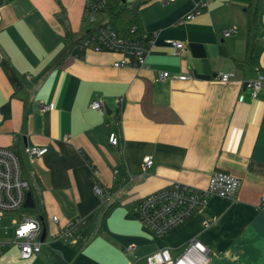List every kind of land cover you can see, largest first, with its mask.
<instances>
[{"label":"crops","instance_id":"crops-1","mask_svg":"<svg viewBox=\"0 0 264 264\" xmlns=\"http://www.w3.org/2000/svg\"><path fill=\"white\" fill-rule=\"evenodd\" d=\"M86 1L0 0V147L20 157L47 227L39 256L22 260L11 247L0 264H146L162 250L177 257L193 238L210 264H264V87L255 99L248 88L264 75V0H206L190 21L202 0H126L139 6L143 33L156 36L143 68H115L116 53L69 52ZM169 40L185 43L183 53ZM160 72L189 80L156 82ZM220 74L234 77L223 84ZM97 99L104 114L90 108ZM26 147L48 152L29 159ZM216 171L240 180L236 199H210L165 238L133 212L174 183L204 189ZM77 219L71 239L55 238Z\"/></svg>","mask_w":264,"mask_h":264},{"label":"built area","instance_id":"built-area-1","mask_svg":"<svg viewBox=\"0 0 264 264\" xmlns=\"http://www.w3.org/2000/svg\"><path fill=\"white\" fill-rule=\"evenodd\" d=\"M167 3H176L179 0H165ZM107 0H87L84 18L89 24H95L99 13L105 8ZM207 7L206 0H202L193 11L186 15L185 20L190 21L199 16ZM237 31L234 28L224 31L225 38L231 37ZM156 36L143 33L135 39H120L111 23H105L96 32L90 34L79 45L80 51L92 50L94 52H110L121 56L113 66L115 68H143L147 65L150 50L154 45ZM175 55H180L185 50V43L169 40ZM234 74H220L218 80L227 84ZM156 82L166 80L187 81L186 75H177L169 72H160L155 78ZM264 87V75L258 74L257 78L248 84L252 97L255 99ZM241 101L243 97L240 98ZM124 99L119 102L122 106ZM54 105L42 106V110L52 109ZM92 110L104 114L103 103L95 100L90 105ZM2 117L0 115V124ZM110 144L114 148L120 147V141L115 133L110 136ZM48 152L45 147H26L25 155L29 159H36ZM147 168H152L154 160L147 157L144 160ZM240 180L229 173L214 172L206 188L199 189L188 185L174 183L161 189L152 195L138 201L133 212L139 220L158 238L167 235L185 225L196 215L210 199L214 197L236 199L240 187ZM30 192V184L23 174V165L20 157L11 148L0 147V224L7 216L24 212L27 193ZM94 192L99 197H104L105 192L98 182H94ZM260 209L264 211V197L261 199ZM58 222V218H53ZM14 226L11 241H0V255L5 249L16 247L22 260H31L39 256L44 242L41 241L43 223L39 217H23L19 223L12 220ZM82 225V221L70 222L65 229L55 236L57 239L67 241L71 239ZM209 226L208 223L205 225ZM211 254L206 245L197 238L191 239L177 257H173L169 251H159L146 259V264H210Z\"/></svg>","mask_w":264,"mask_h":264},{"label":"trees","instance_id":"trees-1","mask_svg":"<svg viewBox=\"0 0 264 264\" xmlns=\"http://www.w3.org/2000/svg\"><path fill=\"white\" fill-rule=\"evenodd\" d=\"M254 1L255 0H251V5L254 4ZM252 11L254 12V8L251 9V12ZM251 12L249 13L248 19L249 24L252 26L255 22V14ZM105 23L112 24L120 39L133 40L143 34L138 5H129L127 2L123 3L122 0H107L105 8L99 13L95 24L87 23V20L83 17V27L81 31L78 34L68 33L67 37L71 41L69 52L73 54L75 50L77 52L75 56L82 58L84 51H80L78 45L90 34L96 32ZM65 55H68V52L65 53ZM32 210H36L35 213L40 214V216H38L39 219H43V222L45 223V217L42 212H39L37 207Z\"/></svg>","mask_w":264,"mask_h":264},{"label":"rangeland","instance_id":"rangeland-1","mask_svg":"<svg viewBox=\"0 0 264 264\" xmlns=\"http://www.w3.org/2000/svg\"><path fill=\"white\" fill-rule=\"evenodd\" d=\"M35 212L36 210L28 209L25 210L24 212L7 216L4 222L0 224V241L8 242L12 240L14 233V226L11 223L12 220L16 219L20 223L24 216L31 218H38Z\"/></svg>","mask_w":264,"mask_h":264},{"label":"water","instance_id":"water-1","mask_svg":"<svg viewBox=\"0 0 264 264\" xmlns=\"http://www.w3.org/2000/svg\"><path fill=\"white\" fill-rule=\"evenodd\" d=\"M123 3H126V0H122ZM36 208V204L35 201L33 199L32 193L28 192L27 193V198H26V203H25V209H35ZM41 221L43 222L44 220L41 219ZM47 236V227L45 225V223H43V231H42V235H41V241L44 242Z\"/></svg>","mask_w":264,"mask_h":264}]
</instances>
